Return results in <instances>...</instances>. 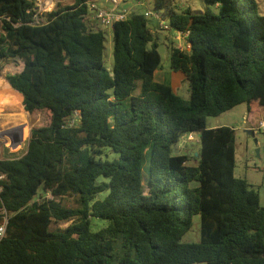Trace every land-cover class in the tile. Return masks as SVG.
<instances>
[{"label":"trees","instance_id":"obj_1","mask_svg":"<svg viewBox=\"0 0 264 264\" xmlns=\"http://www.w3.org/2000/svg\"><path fill=\"white\" fill-rule=\"evenodd\" d=\"M89 1L40 13L34 25L35 0H0V62L24 64L5 79L26 112L48 118L31 129L23 156L0 158V264H264V206L235 176V129L207 126L242 104L264 118L257 2L203 0L217 13H193L154 0L175 32L188 33L189 49H170L172 72L189 84L184 100L154 79L162 58L138 11L112 26L106 67ZM15 91L0 89V100L22 110ZM194 133L198 156L175 154ZM195 217L199 240L183 241ZM93 218L107 225L94 231Z\"/></svg>","mask_w":264,"mask_h":264},{"label":"rangeland","instance_id":"obj_2","mask_svg":"<svg viewBox=\"0 0 264 264\" xmlns=\"http://www.w3.org/2000/svg\"><path fill=\"white\" fill-rule=\"evenodd\" d=\"M49 1L48 6H44L43 10L51 11L56 9L59 5L67 6L72 4L73 0H44ZM119 7H126L131 12H139L144 14L146 10L152 13L162 12V9H157L154 5V0H119ZM258 4L259 14L264 15V0H255ZM142 3L139 4V3ZM97 7L103 9H112L114 3L109 0H96ZM179 6H183L184 9L189 8L193 13H203L207 10L217 13V7L204 2L203 0H178ZM49 7L51 9L45 8ZM90 18H93L91 16ZM161 20L165 22V28L159 26V21H156L152 17H148L151 21L150 28L153 32V40L158 44V51L161 54L162 62L161 67L154 74V78L158 82L171 84L172 75H175L170 68V49L171 47L185 48L186 42L183 41L181 36L177 39L176 32L171 28L168 18L160 16ZM98 24V23H97ZM97 29H104L105 32V51L104 61L108 69L113 66V44H112V27L102 28L100 24L96 25ZM2 31L0 23V32ZM183 39V40H182ZM21 61H3L0 62V81H5L7 74H14L19 71L17 65H21ZM178 76L179 75H175ZM189 84L184 81L179 90L180 95L184 100H189ZM0 135L7 133L9 139L21 142V146L17 151H12L10 148V141L7 139L0 142V158L1 159H15L23 156L27 150L28 140L30 138L31 129L33 127H39L48 123V118L44 113H35L30 115L24 110L23 102H21L20 96H18V102L22 106V110L25 115H20L21 110L16 106L13 107L9 104H3L0 100ZM8 107V108H7ZM5 108V109H4ZM7 108V109H6ZM10 108V109H9ZM245 104L239 105L234 109L227 111L217 117H210L207 120V126L216 125H228L235 129V147H236V166L235 176L238 178L246 179L248 184L255 189L260 196V204L264 206V131L260 127V122L263 120L261 113L250 115L248 119L242 116V112L245 111ZM9 109V110H8ZM17 109V110H16ZM4 113V114H3ZM27 114V115H26ZM18 117H17V116ZM5 116V117H4ZM14 119V120H13ZM11 120V121H10ZM25 121V122H24ZM24 123V124H23ZM26 123V124H25ZM16 124V125H15ZM18 124V126H17ZM2 125V126H1ZM14 125V126H13ZM5 127V128H4ZM17 128V129H16ZM10 129V130H9ZM4 130V131H3ZM27 132H25V131ZM24 131V132H23ZM253 131V135L250 132ZM17 134V135H16ZM24 136V138L21 137ZM193 139H190L189 134H185L181 137L180 141L173 150L175 154H196L199 150V137L196 133L192 134ZM26 140V145L24 144ZM23 149V152L20 150ZM259 149V154L256 150ZM10 155V156H9ZM16 155V156H15ZM116 157V154L112 153L110 159ZM149 165V157L144 164V171L147 170ZM106 193L98 195V199H103ZM37 198V197H36ZM64 205L67 207H75L77 204L74 198L67 197L63 199ZM70 222L54 223L51 226L52 230L65 229ZM107 225V222L101 219H92V228L97 231ZM200 221L198 217L194 218V226L191 232H189L183 241H198L199 240ZM203 264V263H200Z\"/></svg>","mask_w":264,"mask_h":264},{"label":"built area","instance_id":"obj_3","mask_svg":"<svg viewBox=\"0 0 264 264\" xmlns=\"http://www.w3.org/2000/svg\"><path fill=\"white\" fill-rule=\"evenodd\" d=\"M111 2L114 3V7L112 9H103V8H98L97 7V3L94 0H90L89 1V5L90 8L92 10L93 13V19L102 26V28H108V27H112L116 22L119 21H124L126 20L130 15H131V11L130 9L126 8V7H119V0H109ZM36 2V13L33 17L34 21L32 24L37 25L40 24V18H39V14L40 13H46V12H50V11H45L43 10L44 6H48L49 5V1L45 2L44 0H35ZM139 4L142 5V3L140 2ZM48 9H51L49 7H45ZM53 10V9H52ZM51 10V11H52ZM144 16L146 17H152L153 19L159 21V26L161 28H165V22L163 20H161L160 15L158 13H152L149 10H146L144 13ZM0 23H1V19H0ZM2 33V31L0 32V34ZM178 37L184 36V38L187 37L188 33H181V32H176L175 33ZM186 49L190 48V45H188L186 43L185 45ZM260 127L263 129L264 131V121L260 122ZM193 135H190V139H193ZM10 141V144H7V140ZM2 140H6V144L10 145V148L12 151H17L18 148L21 146V142H17L15 140H10L9 136H7V133H2L0 135V142ZM4 175L0 174V180L3 179ZM1 190V189H0ZM50 197V196H49ZM4 214V218H3V223L0 224V240L4 237L5 232H6V227H7V223H8V217L6 212H2Z\"/></svg>","mask_w":264,"mask_h":264},{"label":"crops","instance_id":"obj_4","mask_svg":"<svg viewBox=\"0 0 264 264\" xmlns=\"http://www.w3.org/2000/svg\"><path fill=\"white\" fill-rule=\"evenodd\" d=\"M95 2H96V0H94ZM91 16H93V14L91 15ZM90 21H91V23L94 25V26H96L97 25V23H96V21L93 19V18H90ZM177 39H181V38H179L178 36H177ZM184 39V40H183ZM183 41H185L186 42V39L183 37ZM178 47V46H177ZM181 47V46H180ZM17 62H19V61H17ZM18 66V68H20L19 69V71L18 72H16V73H20L21 71H22V69H23V67H24V64L23 63H21V65H17ZM175 75H179V77L178 76H175V75H172V81H171V86H172V88L174 89V91L178 94V92H177V90H179V86H181L182 84H183V82H184V77H183V75L182 74H180V73H175V72H173ZM15 74V73H14ZM155 79V78H154ZM0 83H3V84H5V88L6 89H10V90H12V91H15V90H13L12 88H11V86L9 85V83L7 82V80L5 79V81H0ZM16 93H18L17 91H15ZM18 95L20 96V99H21V102H23V98H22V96H21V94L20 93H18ZM262 115V114H261ZM242 116L244 117V118H246V119H248L249 117H250V115H248V113H247V110H246V108H245V111L244 112H242ZM23 117V116H22ZM262 121H264V118H263V120ZM223 126H228V125H216V126H211V128H218V127H223ZM229 127V126H228ZM253 132V131H252ZM26 153V152H25ZM24 153V154H25ZM23 154V155H24Z\"/></svg>","mask_w":264,"mask_h":264},{"label":"bare ground","instance_id":"obj_5","mask_svg":"<svg viewBox=\"0 0 264 264\" xmlns=\"http://www.w3.org/2000/svg\"><path fill=\"white\" fill-rule=\"evenodd\" d=\"M4 86H5V84H0V89H6ZM7 108H8V107H7ZM7 108H6V109H7ZM4 109H5V108H4ZM9 109H10V108H9ZM9 109H8V110H9ZM0 110H1V109H0ZM16 110H17V109H16ZM20 110H21V109H20ZM1 111H2V110H1ZM3 114H4V113H3ZM20 115H21V116H24L25 113L21 110ZM26 115H27V114H26ZM16 116H17V115H16ZM4 117H5V116H4ZM17 117H18V116H17ZM13 120H14V119H13ZM10 121H11V120H10ZM24 122H25V121H24ZM23 124H24V123H23ZM25 124H26V123H25ZM15 125H16V124H15ZM1 126H2V125H1ZM13 126H14V125H13ZM17 126H18V124H17ZM4 128H5V127H4ZM16 129H17V128H16ZM9 130H10V129H9ZM3 131H4V130H3ZM24 131H25V130H24ZM24 131H23V132H24ZM25 132H27V131H25ZM16 135H17V134H16ZM21 137L24 138V136H22V135H21ZM24 144L26 145V140H24ZM20 151L23 152V149L20 150ZM9 156H10V155H9ZM15 156H16V155H15Z\"/></svg>","mask_w":264,"mask_h":264},{"label":"water","instance_id":"obj_6","mask_svg":"<svg viewBox=\"0 0 264 264\" xmlns=\"http://www.w3.org/2000/svg\"><path fill=\"white\" fill-rule=\"evenodd\" d=\"M250 134L253 135V132H250ZM256 152H257V154H259V149H257ZM195 156H198V153H196Z\"/></svg>","mask_w":264,"mask_h":264}]
</instances>
